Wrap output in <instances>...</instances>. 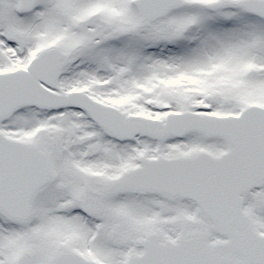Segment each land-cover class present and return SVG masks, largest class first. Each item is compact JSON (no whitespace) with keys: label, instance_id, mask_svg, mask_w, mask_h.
<instances>
[{"label":"snow or ice","instance_id":"obj_1","mask_svg":"<svg viewBox=\"0 0 264 264\" xmlns=\"http://www.w3.org/2000/svg\"><path fill=\"white\" fill-rule=\"evenodd\" d=\"M0 264H264V0H0Z\"/></svg>","mask_w":264,"mask_h":264}]
</instances>
